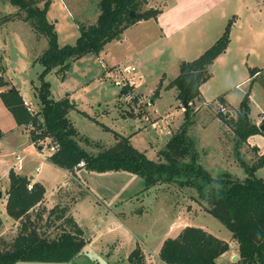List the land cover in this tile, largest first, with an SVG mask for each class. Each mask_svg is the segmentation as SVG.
<instances>
[{
	"label": "rangeland",
	"instance_id": "374dc122",
	"mask_svg": "<svg viewBox=\"0 0 264 264\" xmlns=\"http://www.w3.org/2000/svg\"><path fill=\"white\" fill-rule=\"evenodd\" d=\"M44 1L39 0V6ZM100 1H51L48 19L60 46L74 45L81 26L97 22ZM176 1L148 0L142 10H161L167 2L169 6ZM18 11L9 0H0V83L7 80L19 88L36 111L41 108L38 89L43 81L49 82L52 98L69 95L76 103L69 117L87 151L97 154L114 144L119 133L153 160L159 159V150L183 123L187 108L170 82L180 73L183 61L199 57L205 51L200 49L212 46L231 23L230 48L210 66V77L202 85L205 99L192 104L195 123L190 135L199 150V162L213 175L246 176L240 156L248 165H259L256 175L264 178V130L237 148L239 136L220 117L221 112L235 116L249 94L251 119L258 125L264 123V0H220L209 17L172 37L152 18L139 21L99 54L89 52L70 59L65 76L54 69L43 77L40 57L49 47L48 36L36 33L24 19L25 13ZM5 17L12 18L5 21ZM116 64L137 67L132 74L135 99L125 100L122 88L107 72V66ZM254 68L261 73L253 75ZM6 87L0 86V91ZM221 96L227 101L224 109ZM169 115L172 121L167 123L163 117ZM0 129L4 130L0 131V236L4 232L10 241L18 230L19 221L4 210L9 173L14 169L46 188L45 201L33 209L34 214L43 210L46 217L55 206H66L67 215L74 216L87 239L83 251L71 261L21 260L15 264H136L130 255L138 248L145 264H167L160 257L165 239L177 236L188 225L203 227L231 242V251L237 248L232 231L207 211L192 188L168 182L146 187L140 175L127 171L89 173L83 166L68 170L55 165L49 159L52 151L47 140L32 141L31 127L16 123L1 94ZM13 151L24 154L23 160H17ZM91 179L98 183L92 184Z\"/></svg>",
	"mask_w": 264,
	"mask_h": 264
},
{
	"label": "trees",
	"instance_id": "16d2710c",
	"mask_svg": "<svg viewBox=\"0 0 264 264\" xmlns=\"http://www.w3.org/2000/svg\"><path fill=\"white\" fill-rule=\"evenodd\" d=\"M9 1L19 7L18 12L25 13L24 19L30 21L36 33L48 36L49 47L40 57L44 66L42 77L54 69L65 76L70 59L80 58L89 52L99 54L127 27L160 13V10L152 8L142 10L148 0H101L97 22L81 26V34L74 45L60 46L55 26L48 19L52 0H45L42 7L39 0ZM230 28L231 23L199 57L183 61L180 73L170 82V86L178 89V97L188 106L183 123L159 150L158 160L150 159L132 145L128 136L119 133H116L114 144L97 154L87 151L77 139L79 131L69 117L76 103L69 95L59 100L52 98L47 81H43L38 89L41 108L36 111L25 104L21 90L9 85L7 80L0 83L2 87L7 86L0 94L16 123L31 127L32 141L47 140L50 146L56 147L49 155L55 165L73 170L83 160V167L88 171L138 174L146 187L168 182L192 188L207 211L232 231L233 239L238 243L239 257L226 264H264V178L256 175L259 165H248L239 156L241 164L246 167V176H235L229 172L215 176L199 162V150L190 135V128L195 123L192 104L197 100L203 101L201 87L210 77V66L229 46ZM259 71L261 69L254 68L252 74ZM158 93L159 89L155 94ZM249 99V94L243 97L235 116L220 113V117L234 127L239 136L237 148L250 136L263 132L262 124L258 125L250 117ZM220 101L222 106L227 104L224 96ZM9 177L6 209L19 224L12 240L0 236V264H15L21 260L71 261L81 253L87 244L85 230L74 216L67 215V207L57 205L46 217L43 210L34 214L33 209L43 203L45 186L14 169ZM31 183L33 187L30 189ZM50 228L55 229L54 232ZM229 248L227 240L203 227L188 225L177 236L165 239L160 257L168 264H219L218 258ZM130 257L136 264H145L139 248Z\"/></svg>",
	"mask_w": 264,
	"mask_h": 264
},
{
	"label": "crops",
	"instance_id": "0c3cea01",
	"mask_svg": "<svg viewBox=\"0 0 264 264\" xmlns=\"http://www.w3.org/2000/svg\"><path fill=\"white\" fill-rule=\"evenodd\" d=\"M201 3H202V0H200V1L196 0L193 3H189L188 0H177L174 4L167 6V4H168V2H167L165 4L164 8H162L160 10V13H158V15L156 17H152V19L160 25L159 27H160V29H162L164 31L165 35H167L168 37H172V36L176 35L177 33L185 30L190 25H193L202 19L205 20L207 17H209L210 13L213 12L214 10H216L217 7L220 5V0H204V4H201ZM11 18L12 17H10V18L5 17V21H7ZM150 19H146V20H150ZM142 21L143 20H141V22ZM184 37L185 36H183V40H184ZM230 42H231V40H230ZM202 48H204V47H202ZM206 48H208V47H206ZM206 48L200 49L199 52H202V50H206ZM229 48H230V43H229V46L227 47V49L221 55H219L216 58V60H218L221 57H223L224 55H226ZM1 58H3L2 52H0V59ZM5 70L6 69H4V71ZM201 90H202V87H201ZM23 95H24V97L26 96V94H23ZM202 96H203V100H204L205 98L203 95V91H202ZM155 101H156V99L153 98L152 102H155ZM0 131H4V130L0 129ZM4 136H6V134H4ZM0 140H3V139L0 138ZM14 152H16V151H13V153ZM88 172L92 173L90 171H88ZM90 178H92V177H90ZM91 180H92V184H94L96 181L93 179H91ZM96 183H98V181ZM7 198H8V194L6 193V196H5L6 201H7ZM44 201H45V197H44ZM4 210H7L6 206L4 207ZM4 210H1L2 214H3ZM14 221L12 223H14ZM3 234H4V232L1 233L2 237H4ZM232 241H233V243L235 242L234 239H232ZM229 243H230V248L218 258L219 264H226L228 262L236 260V259H234L235 256L239 257L238 245L234 251H231V242H229Z\"/></svg>",
	"mask_w": 264,
	"mask_h": 264
},
{
	"label": "built area",
	"instance_id": "2783aa9c",
	"mask_svg": "<svg viewBox=\"0 0 264 264\" xmlns=\"http://www.w3.org/2000/svg\"><path fill=\"white\" fill-rule=\"evenodd\" d=\"M107 72L110 74L111 77L114 78V82L116 85L120 86L122 88V96L124 97V99H135L137 97V94L134 91V88L132 87L133 85H136V81L135 79L132 77V74L137 70L136 66H131V65H121V64H116L113 66H107ZM261 73V71H259L257 74ZM2 73L0 70V77H1ZM25 99V104L28 105V107L34 111L31 106L29 105V101L24 97ZM222 108L224 109L225 106H222ZM163 119L169 123L172 120V116L169 115L167 117H163ZM261 125V124H260ZM56 149L55 146H51V151H54ZM14 154L16 155L17 160H23V158L25 157L24 154H22L21 152H14ZM85 162L82 160L81 162H79L74 169H78L82 166H84ZM38 170H40L41 168L38 167ZM33 187V183L29 184V188L31 189Z\"/></svg>",
	"mask_w": 264,
	"mask_h": 264
},
{
	"label": "water",
	"instance_id": "95a60500",
	"mask_svg": "<svg viewBox=\"0 0 264 264\" xmlns=\"http://www.w3.org/2000/svg\"><path fill=\"white\" fill-rule=\"evenodd\" d=\"M118 37V39H120L121 38V36L119 35V36H117ZM188 106V103H186L185 104V107H187ZM261 130H264V123L261 125ZM40 148H42V146H40ZM30 179H33V177H31ZM2 194L0 193V196H1ZM238 258V256H235L234 257V259H237Z\"/></svg>",
	"mask_w": 264,
	"mask_h": 264
}]
</instances>
